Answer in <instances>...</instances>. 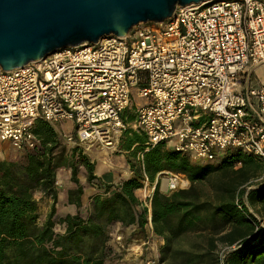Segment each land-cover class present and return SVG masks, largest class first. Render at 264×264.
I'll list each match as a JSON object with an SVG mask.
<instances>
[{"label":"built area","instance_id":"1","mask_svg":"<svg viewBox=\"0 0 264 264\" xmlns=\"http://www.w3.org/2000/svg\"><path fill=\"white\" fill-rule=\"evenodd\" d=\"M262 63L264 0L176 6L163 22L140 23L125 36H106L22 67L0 68V147L31 150L38 144L36 121H69L73 133L62 134L66 143L113 152L130 127L122 116L134 104L135 89L146 101L136 105L131 127L141 130L146 144L165 143L193 164H215L225 150L238 149L264 165V88H244L242 76ZM262 180L264 170L254 181ZM188 186L184 175L170 171L159 172L153 183L143 177L135 209L146 210L147 240L156 237L150 217L156 188L168 194ZM109 235L112 249L123 248L119 229ZM139 244L130 248L138 264H164L158 255L143 257L148 242Z\"/></svg>","mask_w":264,"mask_h":264},{"label":"trees","instance_id":"2","mask_svg":"<svg viewBox=\"0 0 264 264\" xmlns=\"http://www.w3.org/2000/svg\"><path fill=\"white\" fill-rule=\"evenodd\" d=\"M127 113L126 110L122 116L124 121H135ZM33 133L38 144L25 150L20 162L0 158V264H105L114 250L109 245V232L115 223L122 228L136 225V229L144 231L146 210L135 209L136 192L144 176L153 183L161 171L184 175L189 186L168 194L159 193L156 188L152 196V232L163 241L158 248L160 261L264 264V180L253 183L264 170L259 158L227 149L216 164H193L165 143L146 144V136L139 129L126 127L118 143L120 151L128 154L131 176L118 185L105 184L103 194L91 198L86 218L78 212L57 217V169L70 167L71 180L78 185L80 167L86 170L88 181L97 179L93 175L94 164L79 147L71 148L68 155L60 151L58 135L47 123L36 121ZM130 158L138 163L130 162ZM249 184L254 186L247 189ZM35 192L52 200L41 224L37 222ZM82 192L80 185L68 192L69 197L75 195L77 208L81 207ZM247 205L261 218L263 228ZM56 225L61 231H55ZM260 228L258 238L249 241ZM199 233L209 235L202 252L191 253L174 246L181 236ZM214 238L232 248L222 258L213 255Z\"/></svg>","mask_w":264,"mask_h":264},{"label":"water","instance_id":"3","mask_svg":"<svg viewBox=\"0 0 264 264\" xmlns=\"http://www.w3.org/2000/svg\"><path fill=\"white\" fill-rule=\"evenodd\" d=\"M206 0H0V68L4 71L66 47L122 37L140 23H161L176 6ZM256 236L252 234L255 241Z\"/></svg>","mask_w":264,"mask_h":264},{"label":"crops","instance_id":"4","mask_svg":"<svg viewBox=\"0 0 264 264\" xmlns=\"http://www.w3.org/2000/svg\"><path fill=\"white\" fill-rule=\"evenodd\" d=\"M254 67H249L247 73L242 75L245 77L244 88L250 86V75ZM48 124V123H47ZM49 125V124H48ZM58 134H72L73 125L69 121H65L56 125H49ZM57 134V135H58ZM87 156L89 161L94 164L93 175L97 177L92 181L86 178V170L84 167L79 168L77 173L78 185L82 188L80 196L81 207L77 208L75 203V195L69 197L68 192L75 190L77 184L71 180V169L68 166H62L56 171L55 188L57 191V202L55 204V215L64 217L67 214L73 215L77 212L81 217L86 218L90 214V200L95 195L103 194L105 184L118 185L121 181L131 176L129 164L123 159L122 155H112L111 151L101 148H91L89 150H81ZM102 163V164H101ZM105 163V164H104ZM99 164V165H98ZM107 167V168H106ZM103 171H100V170ZM50 209V208H49ZM48 213V212H47ZM120 224L115 223L112 228L118 227ZM163 243L162 239L155 237L148 251L150 257L157 256L158 247ZM159 245V246H158Z\"/></svg>","mask_w":264,"mask_h":264},{"label":"rangeland","instance_id":"5","mask_svg":"<svg viewBox=\"0 0 264 264\" xmlns=\"http://www.w3.org/2000/svg\"><path fill=\"white\" fill-rule=\"evenodd\" d=\"M149 23H151V22H149ZM259 69H261L262 72H260ZM258 71H259V73H258ZM260 73H262V74H260ZM249 84H250V86H252L254 88H260V87L264 88V63L254 67V70L250 75ZM132 101L134 102V104H132V107L127 110V112H128L127 114H129L128 117L135 118L134 117V111L136 109V105L143 104L146 101V99L145 98H139L136 94V90L133 89ZM254 105H255V107L257 106L256 100H254ZM128 123L130 124V127H131V125L134 123V120L131 122H128ZM139 131H141V130H139ZM58 139L60 141L59 150L60 151L62 150L63 153L68 155L71 148H73L75 146H73L72 144L66 143L63 140L61 134H58ZM119 142H120V140H119ZM174 145H175V141H172L171 147H173ZM23 152L24 151L16 150L9 145H2L0 147V158L3 160H7V161L20 162L22 160V157H23ZM112 155L113 156L114 155H122V156H124L123 159L127 162V155L128 154L125 153L124 151H120L119 143L116 147V150L112 152ZM130 162H132L134 164L138 163V161L136 159H133V158H130ZM253 183H255V181ZM253 186H254L253 184H251V185L249 184L246 186V188L250 189ZM34 198L38 202L37 206H38L39 218H38L37 222H38V224H41L43 222L47 212L49 211L52 200L50 197L44 196L41 192H35ZM248 208H249L250 212L255 214L257 219L259 220L260 223L258 224V226H263V221H261V218L254 212V210L251 207L248 206ZM61 229L62 228L59 227L58 225L55 226L56 232L61 231ZM111 229H112V227H111ZM114 229H116V230L119 229V232L123 233V240H122L123 248H120V250L115 249L112 252H110V254L107 256V260H106L105 264H128V263L129 264L130 263L138 264L139 263L138 258H136L131 253L130 248H131V246H133V244H136V243L141 244L144 241L148 242V245L145 244L142 248L143 257H145V256L150 257L149 254H151V253L154 254V250L153 251L152 250L148 251V250H149L151 243H153V240L155 237H153V238L150 237L147 240L144 231H140L138 229L132 230V227H130V228H128V227H126V228L116 227ZM208 238H209V235L205 234V233L185 234V235L181 236L180 239H178V241L176 242V244L174 246L177 248L183 249L185 251L191 252V253L202 252L203 249L205 248L204 246L206 245V241L208 240ZM214 241H216L215 242L216 248H215V251L213 252L214 253L213 255H215V254L220 255L222 258L223 255H225L227 252H229L232 249V248H229V247L222 245L218 240H216V238H214ZM127 247H129V249L125 250ZM157 253H158V251H157Z\"/></svg>","mask_w":264,"mask_h":264},{"label":"bare ground","instance_id":"6","mask_svg":"<svg viewBox=\"0 0 264 264\" xmlns=\"http://www.w3.org/2000/svg\"><path fill=\"white\" fill-rule=\"evenodd\" d=\"M261 67H262V66H261ZM261 69H262V68H261ZM261 69H259L260 72H262ZM259 71H258V73H259ZM260 74H262V73H260ZM262 81H263V80H262ZM101 164H102V163H101ZM104 164H105V163H104ZM98 165H99V164H98ZM106 168H107V167H106ZM100 171H103V170L101 169Z\"/></svg>","mask_w":264,"mask_h":264}]
</instances>
